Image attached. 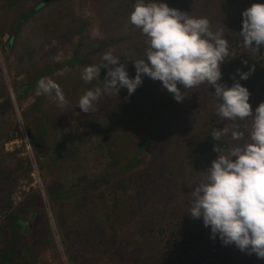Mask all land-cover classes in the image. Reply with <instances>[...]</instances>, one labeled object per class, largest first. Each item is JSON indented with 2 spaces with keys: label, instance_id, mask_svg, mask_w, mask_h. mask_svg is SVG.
<instances>
[{
  "label": "rangeland",
  "instance_id": "374dc122",
  "mask_svg": "<svg viewBox=\"0 0 264 264\" xmlns=\"http://www.w3.org/2000/svg\"><path fill=\"white\" fill-rule=\"evenodd\" d=\"M157 2L207 17L228 40L220 83L247 87L254 113L264 102V45L246 49L239 33L242 11L264 0ZM136 3L0 0V264H264L188 212L194 182L219 155L213 146L230 148L234 124L247 139L251 117L223 120L211 85L182 88L178 102L146 75L130 96L122 87L93 112L78 105L105 87L107 68L91 83L81 73L109 49L135 77L147 49L129 22ZM251 68L240 80L237 69ZM42 78L66 103L37 95ZM223 127L220 141L210 135Z\"/></svg>",
  "mask_w": 264,
  "mask_h": 264
},
{
  "label": "clouds",
  "instance_id": "9594fccd",
  "mask_svg": "<svg viewBox=\"0 0 264 264\" xmlns=\"http://www.w3.org/2000/svg\"><path fill=\"white\" fill-rule=\"evenodd\" d=\"M242 17V46L259 50L264 45V3H253L242 11ZM129 22L147 37L145 56L134 59L135 77L128 75L119 56L109 49L103 53L102 65L92 64L82 70L85 83L99 78L101 68H107V73L103 89H89L81 96L80 109L85 113L97 110L103 94L119 95L122 87L130 96L146 75L159 80L178 102L187 96L182 88L211 85L218 100L215 110L223 120L247 121L251 117L250 127L245 126L247 139L245 131L234 124L230 148L225 151L220 145L213 146L219 155L194 182L188 212L194 219L202 218L213 237L218 234L224 244H235L242 252L264 259V102L253 113L247 87L239 80L231 87L220 83L229 42L211 30L207 17L192 16L157 0H137ZM252 71L254 68L248 72L237 69L240 80H246ZM53 92L61 104L66 103L57 82L45 78L38 81L37 95L51 96ZM228 134L229 128L223 127L213 129L210 135L220 141Z\"/></svg>",
  "mask_w": 264,
  "mask_h": 264
},
{
  "label": "trees",
  "instance_id": "16d2710c",
  "mask_svg": "<svg viewBox=\"0 0 264 264\" xmlns=\"http://www.w3.org/2000/svg\"><path fill=\"white\" fill-rule=\"evenodd\" d=\"M69 191V190H68ZM65 195H69V196H71L72 194H65ZM35 264V263H34Z\"/></svg>",
  "mask_w": 264,
  "mask_h": 264
},
{
  "label": "water",
  "instance_id": "95a60500",
  "mask_svg": "<svg viewBox=\"0 0 264 264\" xmlns=\"http://www.w3.org/2000/svg\"><path fill=\"white\" fill-rule=\"evenodd\" d=\"M11 45V42L9 43V46Z\"/></svg>",
  "mask_w": 264,
  "mask_h": 264
}]
</instances>
